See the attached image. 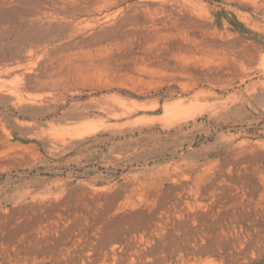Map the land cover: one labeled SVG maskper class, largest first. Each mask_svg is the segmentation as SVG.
Returning a JSON list of instances; mask_svg holds the SVG:
<instances>
[{"label": "rangeland", "instance_id": "1", "mask_svg": "<svg viewBox=\"0 0 264 264\" xmlns=\"http://www.w3.org/2000/svg\"><path fill=\"white\" fill-rule=\"evenodd\" d=\"M49 2L0 0V64L48 81L0 96V264H264V0H97L37 43Z\"/></svg>", "mask_w": 264, "mask_h": 264}, {"label": "bare ground", "instance_id": "2", "mask_svg": "<svg viewBox=\"0 0 264 264\" xmlns=\"http://www.w3.org/2000/svg\"><path fill=\"white\" fill-rule=\"evenodd\" d=\"M49 1L50 0H48V2ZM60 1L52 0V2H49V4L47 3L48 4L47 7L51 8L52 12L46 14L44 18L41 16L42 13H44V15L46 13L43 12V10H38L37 12L30 14V16L28 17V22H30L29 24L30 29L28 31L29 34L31 35L30 38L33 41H36L37 43L39 42L41 43L43 41L49 40L50 30H58L61 29L62 27H68L70 30H76L79 27H78V23L76 22L77 18L75 19V17L73 18V16H79V17L88 16L96 11L95 5L97 0H62L61 2ZM44 6L46 7V5ZM111 16L112 13L110 12H107L105 15L106 18H109ZM25 21L27 20L25 19ZM52 21H56L55 23L56 26H52L51 24ZM43 27L46 29V31H44ZM30 38L29 40L31 41ZM28 53L23 51H17L15 55L16 57H19L21 61L22 60L21 58L24 57L30 58L28 57L29 56ZM44 55L45 53H42L41 58H43ZM19 59L17 62H19ZM3 62L0 64V96L4 95L5 97L6 95H10L15 99V103L19 105V107L22 109H28L33 106H42L44 104V100L36 97V94H34L33 92L25 91L26 85L23 84V80L27 76V78L30 80L33 79L36 80V78H38L43 83H48V81L44 79L42 76L32 77L29 74L26 75L25 71H23L26 66L23 67V70L21 69V67L24 65L20 67L19 63L16 65L14 62H10V63L6 61L5 63ZM34 69L36 68H32V71ZM56 84L57 81L55 80L51 82L52 86ZM170 109L172 108L167 107V110ZM104 115L106 117L105 120L109 122L107 123L106 126H114L111 122V119L127 116L129 115V111L125 106L114 104L104 109Z\"/></svg>", "mask_w": 264, "mask_h": 264}]
</instances>
